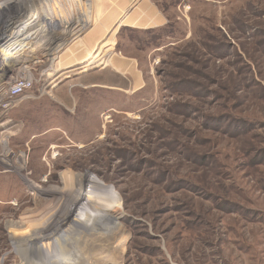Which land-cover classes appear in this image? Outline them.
Here are the masks:
<instances>
[{"label":"rangeland","instance_id":"rangeland-1","mask_svg":"<svg viewBox=\"0 0 264 264\" xmlns=\"http://www.w3.org/2000/svg\"><path fill=\"white\" fill-rule=\"evenodd\" d=\"M18 2L90 25L2 82L0 264H264V0Z\"/></svg>","mask_w":264,"mask_h":264},{"label":"crops","instance_id":"crops-1","mask_svg":"<svg viewBox=\"0 0 264 264\" xmlns=\"http://www.w3.org/2000/svg\"><path fill=\"white\" fill-rule=\"evenodd\" d=\"M67 4L70 5L68 2H67ZM3 7H5V6H3ZM16 9H17L16 12H14V11H7L6 12L4 9L2 10L0 8V40H1L0 41V88H2V85H3L2 82L6 81L8 79V77L11 75L12 71H15L17 68H20V67H23V68L19 69V70L25 71L26 66L29 65L30 62H32L35 58L34 52L37 53L36 51H32L34 48H37V47L41 48L42 51L44 48L47 50L45 52L47 59L49 57L50 60H56V59L58 60L59 51L60 50L62 51L63 49H66V48H68V49L70 48V45H69V47H65V45H63L65 43V41H69V40L73 39L74 37H76L74 35H71V38H70V36L67 38H63L62 36H60L56 32L57 30L54 29V26L57 24L58 20H63V19L56 18L55 16L48 17L47 15H45L43 17L41 15L40 17H43V18L38 19V20L36 19L34 21V23H32L31 21H29V22L27 21V23L26 22L25 23L19 22V23H21L20 25H17L14 23L12 24L10 22L11 18L16 16L17 14H19V15L21 14L20 13L21 10L19 9V7H17ZM16 9H14V10H16ZM13 13H15V14L12 17ZM78 14L84 15L86 13L83 12V13H78ZM19 15H17V16H19ZM67 15L68 16L65 18L66 20L69 19V17H74V15L70 14V13ZM23 18H24V16H23ZM40 30H42V33L44 31H47L50 34L45 35V36L43 34L39 35L38 33L40 32ZM84 31H85V29L81 33H83ZM95 32H99V33H97L99 36V37L97 36V43H98L102 40V37H100L102 33H100V32H103V30L100 31V29H98V30H95ZM30 33H31V35H29ZM7 37H8V39L6 40ZM30 38H31V40H30ZM19 40H21V41H19ZM14 41H15V43H14ZM90 43H91V41H88V40H83V41L80 40L77 44L89 47ZM96 44L93 47H95ZM68 49H66L65 51H67ZM40 53H41V56L43 57V53L42 52H40ZM84 59H79V60H84ZM79 60H76V61L71 60V61H73V63H75ZM68 62H69V60H68Z\"/></svg>","mask_w":264,"mask_h":264},{"label":"bare ground","instance_id":"bare-ground-1","mask_svg":"<svg viewBox=\"0 0 264 264\" xmlns=\"http://www.w3.org/2000/svg\"><path fill=\"white\" fill-rule=\"evenodd\" d=\"M19 0H1L0 1V8L3 10H8V11H14V12H16V10H14V9H16L18 6H22V5H19V2H18ZM24 1V0H23ZM28 1V0H27ZM30 1V0H29ZM88 1V0H87ZM97 1V0H96ZM9 2V3H8ZM33 2V1H32ZM93 2V1H92ZM105 3H106V1H104ZM134 2V1H133ZM21 3H23V2H21ZM30 4V3H29ZM31 5V4H30ZM30 5H28V6H30ZM33 5H34V3H33ZM3 6H5V7H3ZM24 6V5H23ZM32 6V5H31ZM37 6V5H36ZM26 7V6H25ZM20 9V8H19ZM88 9H90V6H89V8ZM26 11V10H25ZM91 11V10H90ZM97 12V11H96ZM96 12L95 13H93V14H96ZM122 12V11H121ZM20 13H22V12H20ZM26 13H28L27 11H26ZM25 13V14H26ZM31 13V12H30ZM68 16V15H67ZM22 17V16H21ZM24 17H26L25 15H24ZM28 17H30V16H28ZM76 17L77 16H75L74 17V19H73V23H72V21H71V18L72 17H69V19H65V20H58L57 22H58V24H59V26H60V28H62V29H64V32L66 31V34H68L66 37H69V36H71V35H74V34H77V35H79L83 30H84V28L86 27V26H89L90 25V23H85L84 24V22H85V20H86V14H84L78 21L76 20ZM96 19H97V21H96V23H95V25H98V24H100L101 23V17L100 16H98V17H96ZM111 19V18H110ZM28 20H29V18H28ZM92 20V19H91ZM23 21L24 22H26L27 23V20L25 19V18H23ZM32 21V20H31ZM45 23V22H44ZM43 24V23H42ZM46 24V23H45ZM125 27H127V26H129V27H132L131 26V24H129V23H126L125 21H123V23H122ZM23 25V24H22ZM36 26V25H35ZM34 27V26H33ZM32 29V28H31ZM105 29V28H104ZM8 30V29H7ZM23 31V30H22ZM34 31V30H33ZM27 33V32H26ZM39 35H41V34H43L44 36L45 35H49L50 33L49 32H47V31H45L44 33H42L41 31L38 33ZM27 35V34H26ZM29 35H31V33L29 34ZM37 35V34H36ZM25 37V36H24ZM47 37V36H46ZM99 37V36H98ZM105 37V36H104ZM28 38V37H27ZM32 38V37H31ZM31 38H30V40H31ZM17 39V38H16ZM25 39V38H24ZM22 40V39H21ZM21 40H19V41H21ZM47 40V39H46ZM101 40V39H100ZM99 40V41H100ZM29 41V40H28ZM45 41V40H44ZM18 42V41H17ZM35 42V41H34ZM104 42V41H103ZM102 42V43H103ZM14 43H15V41H14ZM25 43V42H24ZM33 44V43H32ZM19 45V44H18ZM97 45V47H95V51H96V55H95V58L97 57L98 59H95V62H91V63H89L88 65H90V64H93V63H99V62H101V59H102V56L105 58L104 59V61H107V59L108 60H110L111 59V61H112V63L114 64V65H116V66H118V64H116L118 61H115V57L113 56V53H110V51H111V47H110V44L109 43H103V44H101V43H98V44H96ZM20 48V47H19ZM61 51V50H60ZM59 51V52H60ZM91 60V59H90ZM108 62H110V61H108ZM108 62H106V63H108ZM83 63H84V61H82V60H79V61H77V62H75V63H72V62H68V61H66L64 64H62L61 65V68H66V67H69V66H76L77 67V69H79V70H81V68H82V66L81 65H83ZM119 64H121L120 62H118ZM101 65V64H100ZM103 65V64H102ZM83 66H86V65H83ZM121 66V65H120ZM84 68V67H83ZM82 68V69H83ZM70 69V68H69ZM67 70H68V68H67ZM66 70V71H67ZM65 71V72H66ZM55 73H56V71H54ZM52 74L54 75V73L52 72ZM67 74V73H66ZM51 75V74H50ZM49 76V75H48ZM50 77V76H49ZM55 78H57V76L55 77ZM84 183H88V181L86 180ZM78 191H80V190H78ZM82 191V192H81ZM81 193L83 194V195H85V194H93L94 193V191L88 186V187H83V189L81 188ZM80 192H78V194H80ZM72 196V195H71ZM76 197V196H75ZM81 201V200H80ZM78 205V204H77ZM79 205H80V203H79ZM35 227V226H34ZM60 252H65L64 250L63 251H60Z\"/></svg>","mask_w":264,"mask_h":264},{"label":"built area","instance_id":"built-area-1","mask_svg":"<svg viewBox=\"0 0 264 264\" xmlns=\"http://www.w3.org/2000/svg\"><path fill=\"white\" fill-rule=\"evenodd\" d=\"M28 78V76L21 75L13 84H11V86L9 85L6 89H4L0 93V106H3L4 109L9 108V103L11 101H7L6 99H13L14 96H17L26 89L30 88L31 81Z\"/></svg>","mask_w":264,"mask_h":264}]
</instances>
